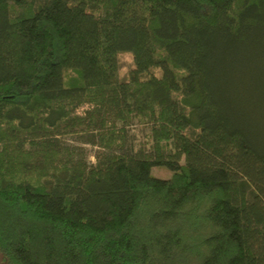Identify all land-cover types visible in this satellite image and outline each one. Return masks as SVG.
<instances>
[{"label": "trees", "instance_id": "trees-1", "mask_svg": "<svg viewBox=\"0 0 264 264\" xmlns=\"http://www.w3.org/2000/svg\"><path fill=\"white\" fill-rule=\"evenodd\" d=\"M0 255L264 264V0H0Z\"/></svg>", "mask_w": 264, "mask_h": 264}, {"label": "rangeland", "instance_id": "rangeland-1", "mask_svg": "<svg viewBox=\"0 0 264 264\" xmlns=\"http://www.w3.org/2000/svg\"><path fill=\"white\" fill-rule=\"evenodd\" d=\"M119 61H120V74L121 76H125L127 71L133 66V57L131 55V53L128 52H123L119 54ZM134 129V133H136L137 135V142H142L143 141V137L146 133L147 130L143 129L142 127H136L133 126ZM91 159H93V154H94V150L95 148H93L90 145H86L85 146ZM152 175L154 176H158L161 178H168L171 176V171L169 169H167L166 167H162V166H155L152 168L151 171ZM0 264H5L2 256L0 255Z\"/></svg>", "mask_w": 264, "mask_h": 264}]
</instances>
